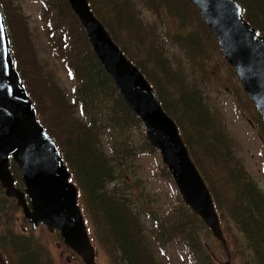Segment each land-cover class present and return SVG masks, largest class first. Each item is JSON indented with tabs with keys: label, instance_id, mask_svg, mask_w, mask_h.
<instances>
[{
	"label": "trees",
	"instance_id": "obj_1",
	"mask_svg": "<svg viewBox=\"0 0 264 264\" xmlns=\"http://www.w3.org/2000/svg\"><path fill=\"white\" fill-rule=\"evenodd\" d=\"M88 1L93 7V1ZM237 1L242 7L244 18L264 36V29L250 15L253 11L264 22V0ZM42 2L44 9L57 22L58 26L55 29L60 30L61 43L57 51L61 53L65 67L71 79L75 81L72 93L68 94L71 100L69 99V103L64 102L63 91H57L52 83H48L47 76L42 81L36 78L42 91L38 88L35 77L29 79L27 73L24 72L14 41L10 14L5 3L0 0L14 66L34 104L38 121L56 143L70 171L71 180L78 187L79 201L84 215L93 226L98 243L106 252L110 264H161L154 254L153 243L156 248L161 249L174 237L181 239L182 245L198 264H214L210 259L209 251L201 243L200 233L196 226L197 223L202 224V220L191 212L188 206L182 202L183 206L179 211L174 209L166 215L158 213L164 219L159 220L156 215L157 210L149 206V202L143 197L139 188L135 193L126 181L117 183L120 166L114 163L104 150L101 139L104 136L111 138L115 148L111 146V140L107 142V145L114 154L122 157L124 150H128V146L122 132L118 129L131 128L140 125L141 122L123 101L113 80L100 66L87 42L83 28L70 10L67 1L42 0ZM102 2L103 6L109 10L104 18L100 16L98 18L124 54L154 86L162 107L178 123L192 160L213 196L218 213H220V206L217 195L212 190L211 182L205 172L198 166L199 162L193 158L192 144L200 143L198 148L203 151L204 156H213L211 160L216 165V170L222 168V171L217 174V180L222 186L231 187L234 194L233 203L228 207V212L247 239L252 263L264 264V193L253 182L239 177L235 172L233 155L229 152L230 140L220 130V122L214 119L207 109L203 93L194 88L196 86L194 81L188 80L179 71L171 72L173 78H169L168 73L171 68L166 63L167 60L161 56L162 42L159 34L155 28L146 26L142 20L139 21L133 12L135 2L143 3L147 8L155 11L160 18H170L176 21V28L183 30L188 23L187 12L189 10L198 11L186 0H102ZM58 4H61L66 11L63 17L66 18L69 14L73 17V22L78 24L80 38L85 41L81 48L75 47L71 35L66 33L64 25L59 24L62 9L60 10ZM122 18H125V28L124 31L121 29L123 40H120L115 26H119L118 23ZM201 24L207 34L211 35L212 33L203 21ZM175 30L174 28L172 32L173 43L179 42L191 56L202 52L201 40L197 37V32L184 35L182 31V33H175ZM26 60L25 66L33 67L32 59L28 57ZM145 61L150 64L145 65ZM152 61L161 65L167 84H173L180 89V99L173 100V102L176 101L175 104L179 103V106L174 107L170 101L172 105L170 108L169 104L159 96L160 91L149 69L152 67L154 70L157 69ZM161 85L162 83L159 82V87ZM173 110H178L184 122L189 125L190 138L184 137V126L178 122L176 116H172V114L176 115L172 112ZM144 144L147 148H151L146 140ZM163 167L166 169L165 165ZM10 170L18 180L17 186H20L19 171L12 161ZM0 191H2L1 186ZM3 199L10 200L5 195ZM1 203L3 200L0 198V205H3ZM2 209L3 207L0 206V213ZM16 209H18L17 206L14 210ZM145 218L146 221L152 222L151 227L146 229L141 221ZM12 239L10 242L14 247L19 246L25 250L18 259L19 264L23 262L25 264H51V260L41 257L42 253L40 255L37 249H29L26 242ZM242 261H245V264L250 262L249 257L242 258Z\"/></svg>",
	"mask_w": 264,
	"mask_h": 264
},
{
	"label": "rangeland",
	"instance_id": "obj_2",
	"mask_svg": "<svg viewBox=\"0 0 264 264\" xmlns=\"http://www.w3.org/2000/svg\"><path fill=\"white\" fill-rule=\"evenodd\" d=\"M2 1L10 14L14 41L24 72L27 73L29 79L35 77L37 80L38 77L42 81L47 76L48 83H52L57 91H63L65 96L63 101L69 103L68 94L72 93L75 81L71 79L63 62L64 59L61 53L57 51L61 43V39H59L60 30L59 28L55 29L58 26L57 22L44 9L42 0ZM92 1L94 3L93 11L98 17L104 18L108 14L109 8L103 6L102 0ZM58 5L60 10L62 9L59 24L64 25L66 33L71 35L75 47L81 48L85 41L80 38L78 24L73 22V17H70L69 14L64 18L63 15L66 11L61 4ZM133 12L139 21L142 20L146 26L155 28L159 34L162 42L161 56L167 60L166 63L171 68L168 73L169 78H173L171 72L179 71L188 80L194 81L196 84L194 88L203 93L207 109L212 117L220 122V130L230 140L229 152L233 155L235 172L239 177L253 182L264 193V126L252 102L244 93L233 69L223 58L214 35L207 34L202 27V19L198 12L192 10L187 12L188 23L183 30H180L179 27L176 28V21L174 22L170 18H160L155 11L147 8L143 3L135 2ZM250 15L264 29V22L253 11ZM64 19L66 20L64 21ZM124 22L125 18H122L118 23L119 26H115L120 40H123L121 29L124 31ZM174 28L176 29L175 33L183 32L184 35L197 32V37L201 40L202 52L191 56L179 42L173 43L172 32ZM167 36L169 38H165ZM28 57L32 59L33 67L25 66L24 63L27 62L26 58ZM145 62V65L150 64L148 61ZM157 63L153 62V66L157 67L156 70L153 67L149 69L152 71L155 84L160 91L159 96L169 104L170 108L172 106L170 101L174 107L179 106V103L175 104L176 101L173 102V100L180 99V89L173 84H167L161 65ZM159 82L162 83L160 87ZM38 88L42 90L39 82ZM172 112L176 113L172 116H176L178 122L184 126V137L190 138L189 125L184 122L181 113L178 110ZM118 130L122 132L128 146V150H124L125 153L122 157L114 154L107 145V142L111 140V146L114 147L111 138L104 136L101 139L104 150L112 158V161L120 166L119 178L116 179L117 183L126 181V184L132 187L135 193L139 188L144 195L143 197L149 202V206L157 210L156 215L159 220H164L160 215L169 214L174 209L179 211L183 206L181 195L167 168L164 169L160 153L152 146H150L152 149L145 146L146 137L143 125L126 129L119 128ZM199 145L200 143L192 144L193 158L199 162L198 166L205 172L206 177L211 182L212 190L217 195L226 248L213 237L203 222L196 224L201 243L209 251L210 259L214 264H225L227 260L230 264H245L242 258L246 257H249V264H253L247 239L228 212V207L234 199L233 190L231 187H225L219 183L217 174L222 171V168L216 170V165L211 160L213 156L205 157L203 151L198 148ZM197 161L196 163H198ZM0 192V198L3 200L1 203L3 205H0L3 207V211L0 213V264H19L18 259L25 252L24 248L13 246V243L10 242L12 237L26 242L29 249H37L40 255L42 253L41 257L51 260V264H83L82 260L64 245L57 232L48 231L42 225L32 229L16 201L10 198V200H4V191ZM16 206L18 209L14 210ZM146 220V218L141 220L145 229L152 225L151 221ZM86 226L95 248V263L110 264L106 252L98 243L93 226L89 222L86 223ZM172 239L166 242L161 249L156 248L153 243L154 254L161 264H198L191 253L182 245L180 238L174 237ZM227 254L229 258H227Z\"/></svg>",
	"mask_w": 264,
	"mask_h": 264
},
{
	"label": "water",
	"instance_id": "obj_3",
	"mask_svg": "<svg viewBox=\"0 0 264 264\" xmlns=\"http://www.w3.org/2000/svg\"><path fill=\"white\" fill-rule=\"evenodd\" d=\"M213 33L226 62L264 125V37L256 33L236 0H187ZM85 31L94 56L112 78L122 98L143 122L149 144L160 151L184 202L203 219L226 248L211 194L193 163L175 121L162 108L154 89L95 16L88 0H67ZM10 160L18 167L23 189L15 186ZM0 185L16 200L33 229H55L64 244L84 264H96L77 204V188L70 181L59 150L37 120L21 77L14 67L10 41L0 8ZM229 255L227 254V257ZM229 258V257H228ZM225 264H230L229 260Z\"/></svg>",
	"mask_w": 264,
	"mask_h": 264
},
{
	"label": "flooded vegetation",
	"instance_id": "obj_4",
	"mask_svg": "<svg viewBox=\"0 0 264 264\" xmlns=\"http://www.w3.org/2000/svg\"><path fill=\"white\" fill-rule=\"evenodd\" d=\"M39 226V225H38Z\"/></svg>",
	"mask_w": 264,
	"mask_h": 264
}]
</instances>
